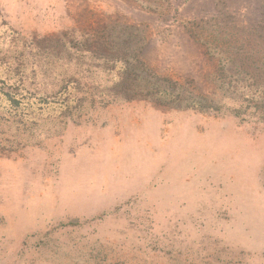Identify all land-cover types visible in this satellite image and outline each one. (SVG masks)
<instances>
[{
	"label": "rangeland",
	"instance_id": "1",
	"mask_svg": "<svg viewBox=\"0 0 264 264\" xmlns=\"http://www.w3.org/2000/svg\"><path fill=\"white\" fill-rule=\"evenodd\" d=\"M6 95L0 264H264V0H0Z\"/></svg>",
	"mask_w": 264,
	"mask_h": 264
},
{
	"label": "trees",
	"instance_id": "2",
	"mask_svg": "<svg viewBox=\"0 0 264 264\" xmlns=\"http://www.w3.org/2000/svg\"><path fill=\"white\" fill-rule=\"evenodd\" d=\"M19 103H21L20 105H22L26 108H31V109H33L34 106L37 104L36 102L29 101V100L24 101L23 98L18 99L16 97H12L11 95H6L5 97H2V98L0 97V110H4L6 112V110L11 106L12 107H14V105L19 106L18 105Z\"/></svg>",
	"mask_w": 264,
	"mask_h": 264
}]
</instances>
